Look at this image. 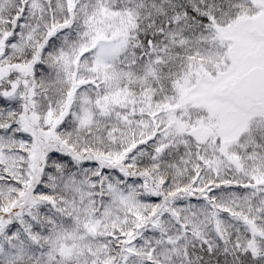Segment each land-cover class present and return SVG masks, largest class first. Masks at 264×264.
Segmentation results:
<instances>
[{
    "label": "snow or ice",
    "instance_id": "6c2138e0",
    "mask_svg": "<svg viewBox=\"0 0 264 264\" xmlns=\"http://www.w3.org/2000/svg\"><path fill=\"white\" fill-rule=\"evenodd\" d=\"M0 264H264V0H0Z\"/></svg>",
    "mask_w": 264,
    "mask_h": 264
}]
</instances>
